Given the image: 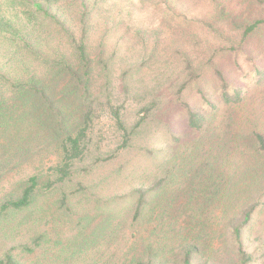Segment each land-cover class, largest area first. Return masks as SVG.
Segmentation results:
<instances>
[{
    "label": "trees",
    "instance_id": "16d2710c",
    "mask_svg": "<svg viewBox=\"0 0 264 264\" xmlns=\"http://www.w3.org/2000/svg\"><path fill=\"white\" fill-rule=\"evenodd\" d=\"M84 1L86 0H81L78 16L81 24L79 37L75 39L72 33H67L70 44L68 54H65L57 49L45 53V38L41 39L40 33L35 34V31L50 22L57 24L58 32L66 27L68 18L57 5L51 4L52 1L49 0H7L13 13V17L8 19L5 11L6 0H0V51L4 49L8 54L10 50L7 47L16 43L18 54H27L44 68L27 76L23 75L24 69L22 75L14 77L13 80L0 75V157L4 158L2 161L5 160L8 171L30 154V145L33 143H36V150L40 155L41 152L49 151L56 157V164L46 169L38 165V172H33L27 179L19 182L15 189L4 195L3 198L6 199L0 207V224L7 222L11 215H28V221L23 226L29 222H51L54 229L44 230L42 233L26 228V232L31 234L28 239H35L36 242L33 247L25 243L22 254L32 253L36 247L47 244L50 233L59 231L51 243L54 245L51 248L56 252H65L72 244L67 253L71 252L69 256L83 251L98 255L96 251L101 248L98 244L103 241L107 248L104 252L103 249L97 252L102 251L104 256L114 257L111 264H173L170 258L177 260L179 264H252L263 258L264 246L256 249L253 256L242 246L241 237L245 229L261 224L262 218L259 216L264 213V98L256 100L254 104L258 103L257 110L248 112L239 122L241 127L237 138H240L241 145L248 143L245 154L252 168L250 171L245 170L239 174L237 167H234L233 171L232 168L230 170L231 174H219L211 182H208L210 176L206 175L207 171L195 170L192 173L189 165L198 161L201 153L199 144L202 141L198 140L189 157H173V162L179 161V164L166 170L170 175L152 187L136 189L129 195H117L109 202L94 198L87 192L88 188L83 191L64 189L71 180L72 165L86 156V132L92 124L95 111L93 106L100 102L92 91L94 74L96 81L100 79L106 82L98 88L99 92L103 88H110L112 75L108 65L113 53L105 60L104 51L101 49L96 57L91 58L87 37L91 27H95L94 21L107 13L111 0H88L91 2L88 7L82 5ZM50 7L53 8L52 14ZM162 15L167 18L165 13ZM169 18L177 17L169 15ZM193 23L195 22L190 19L186 22L188 25ZM263 28L264 19L257 18L239 27L238 42L242 46L238 49L242 52L240 57L243 56V61L240 63L239 57L233 54L234 57L230 60L234 64L227 66L228 72H232L231 76L237 79L236 82L228 78L222 68L213 62L223 52L216 51L208 61L209 75L200 74L199 83L192 85L196 91L191 97L198 105H192L184 96L191 88L186 81L177 87L175 96L178 106L176 110L169 111L170 115L176 113L177 119L185 120L186 129L202 135L222 111L243 108L248 103L250 91L264 92V41H261V57H254L247 51L249 39L258 35ZM101 44L104 48L102 41ZM142 46L145 47L143 44ZM189 64L193 63L188 62L191 69L189 71L192 73L196 69ZM199 68L200 66L197 67ZM119 77L123 94L136 103L144 102L139 107V119L130 128L126 127L119 107L114 108L109 100L107 102L116 128L124 136L121 149L127 152L141 128L148 127L154 120L157 128L163 123L164 131L161 133L172 140L173 146L179 144L181 134L170 130L171 122L161 112L158 88H152L151 92L148 90L145 97L144 91L133 89L128 83L125 70ZM159 117H163L165 121ZM248 149L251 151L250 157ZM157 156L155 152L147 159L152 157L156 160ZM216 157L215 155L214 158ZM159 167L158 162L151 164V168ZM115 175L114 180L117 182L121 178L132 176L131 172L125 175L121 168L116 170ZM192 175L196 176V181H193L195 183L188 180ZM219 176L221 181L217 179ZM181 180L188 181L187 185L193 183L195 186V195L189 197V203L192 204L189 210L194 209L196 215H200L201 219L205 218L201 225L198 220L193 223L198 228L196 234L177 228L178 220L172 222V211L167 205L169 196ZM214 203L220 211V217L215 219V224H224L227 227L230 224L229 233L217 235V232L206 227L210 223H206L205 214L209 205ZM231 215L233 217H228ZM225 217L227 221L223 219ZM97 219L99 220L96 222ZM63 229L73 231L70 237L65 238L68 241L66 244L62 242ZM228 238L231 239L230 245L226 242ZM216 240L223 247L214 250L212 246ZM123 243L125 250L119 253L116 247ZM224 252L226 253L223 257ZM65 261L57 264H79ZM106 263L108 261L103 260L96 264ZM0 264L20 263L10 255L0 260ZM260 264H264V260Z\"/></svg>",
    "mask_w": 264,
    "mask_h": 264
},
{
    "label": "rangeland",
    "instance_id": "374dc122",
    "mask_svg": "<svg viewBox=\"0 0 264 264\" xmlns=\"http://www.w3.org/2000/svg\"><path fill=\"white\" fill-rule=\"evenodd\" d=\"M49 1L59 7L61 13L63 12L68 18V23L60 32H58L56 23H46L39 31H35V34L40 33L41 39L45 38V43H43L45 53L57 49L68 54L70 40L67 33H72L75 39L80 34L81 24L78 16L81 0ZM8 4L6 0L7 9L5 11L9 19L13 17V13ZM90 4L91 2L88 0L82 3L87 7ZM109 6L107 13L94 21L95 27H91L90 35L88 34L87 37L89 49L92 52L91 58L96 57L101 49L104 51L105 60L109 59L113 53L111 63L108 65L112 71L111 84L109 89L103 88V91L101 89L99 92L98 88L103 86L105 80L98 79L96 81L94 74L95 84L93 83L92 91L100 102L93 106L95 111L92 124L86 132V141H88L86 156L72 165L71 180L68 181L64 189L66 191L70 189L83 191L88 188L87 192L91 193L94 198H101V201L109 202L117 195H129L136 189L152 187L159 180H165L170 175V173H166V170L179 164V161L173 162V157L174 159L181 155L189 157L198 140L202 141V144H199L201 153L198 161L191 162L189 165L192 173L195 170L197 172L207 171L206 175L210 176L208 182H211L213 177L219 174H224V176L231 174L234 167H237L236 170L239 174L245 170L250 171L252 168L245 154L248 143L241 145L240 138H237L241 127L239 122H241L242 116L257 110L258 103L254 104V102L262 100L264 92L250 91L248 103L243 108L237 111H222V114L202 135L186 129L185 120L177 119L176 113L170 115L169 111L177 109L175 92L177 87L186 81L191 88L185 92L184 96L192 105H198V102L195 103V99L191 97L196 91L192 85L196 86V83H199L200 74L201 76L209 75L208 61L216 51L223 52L220 56L215 57L213 62L222 68L228 78L234 82L237 81L231 76L232 72H228L227 66L230 67L234 64L230 60L233 59V54L239 57L240 63L243 61V56L240 57L242 53L240 46L242 45L238 42L239 27L246 25L249 20L264 19V0H111ZM52 13L53 8L50 7V14ZM162 13H165L167 18H164ZM169 15L177 18L168 19ZM189 19L195 23L186 24ZM56 22L63 25L60 21ZM101 41L104 43V48ZM261 41H264V28L258 35L249 39L248 53L254 57H261ZM17 45L15 43L7 47L15 54L10 51L6 54L5 50L1 49L0 75H5L6 78L13 80L14 77L22 75L24 69L23 75L26 76L44 69L42 64H36V61L27 54H18ZM238 47L240 48L238 49ZM187 58L193 63V65L189 64L190 67L196 69L192 70V73L189 71L191 69L188 67V62L190 63V61ZM199 66L200 68L197 69ZM123 70L127 73L128 83L133 86V89L144 91L145 97L148 90L151 92L152 88H158L161 97L159 99L161 112L163 117L167 116L166 120L171 122L170 130L181 134L179 144L173 146L172 140L161 133L164 131L163 123H160L157 128L154 120L148 127L141 128L127 152L121 149L124 136L116 128L107 102L109 100L114 108L119 107L127 128L132 127L139 119V107L144 103H136L123 94L122 82L119 77ZM163 117L159 118L165 121ZM30 147V154L19 160L18 165L11 171H8L9 168L5 160L2 161L4 158L0 157V207L6 199L3 198L4 195L11 189H15L19 182L27 179L33 172H38V165H42V168L46 169L56 164V157L49 151L41 152L40 155L36 150V143L31 144ZM155 152L158 154V159L154 160L155 158L152 157L147 159ZM247 152L250 157V149ZM215 155L216 158H214ZM229 159H232L233 164ZM251 160L253 161V159ZM154 161L160 163L159 168H151ZM119 168L125 175L131 172L132 176L121 178L120 182L115 181V172ZM195 177L192 175L188 180L196 181ZM217 179L221 181V176ZM187 182L181 180L175 186L177 188L169 196L167 205L172 211V222L178 220L177 228L196 234L198 228L193 223L198 220L201 225L205 218L201 219L200 215H196L194 209L189 210L192 208L189 197L195 195V186L192 185L195 182L188 185ZM205 216L206 223L211 224L206 227L217 232V235L230 232V224L228 227L224 224H215V219L220 217V211L216 208L215 203L209 205ZM228 217H233V215ZM9 218L7 222L0 224V260H4L10 255H13L20 264H57L62 260H69V263L75 261L79 264H96L106 260L108 261L106 264H111L115 260L114 257L103 255L104 249L107 248L104 246L106 242L103 241L98 244L101 246L98 250L103 249V252L96 251L98 255L90 251H83L69 256L71 252L67 253L72 248V244H70L71 248L66 249L65 252H56L54 248H51L54 247L51 243L59 231L50 233L48 242L50 244L44 243L40 247H36L32 253L22 254L21 250L23 246H26L25 243L27 246L33 247L36 242L35 239H28L31 234L26 232V228H33L39 233L54 228L51 222L47 223L46 220L29 222L23 226V223L28 221V215H11ZM259 218H262L260 220L262 225L258 224L245 229L241 237L242 246L247 253H252L253 256H255L256 249L264 246V213ZM223 219L227 221V217ZM61 231L62 242L66 244L68 241L65 238L70 237L73 231L69 229ZM226 242L230 245L231 239L228 238ZM124 243L116 247L119 253L121 250H125ZM213 244L214 250L223 247L218 241ZM109 248H113V246H109ZM225 253H223V257ZM170 259L173 264H179L177 260ZM263 260L264 257L252 264H260ZM65 263L67 262L65 261Z\"/></svg>",
    "mask_w": 264,
    "mask_h": 264
}]
</instances>
